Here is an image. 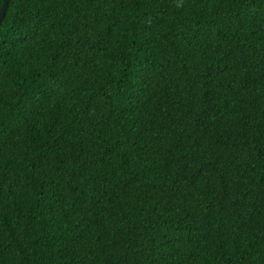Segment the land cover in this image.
<instances>
[{
  "label": "trees",
  "instance_id": "obj_1",
  "mask_svg": "<svg viewBox=\"0 0 264 264\" xmlns=\"http://www.w3.org/2000/svg\"><path fill=\"white\" fill-rule=\"evenodd\" d=\"M0 264H264V0H9Z\"/></svg>",
  "mask_w": 264,
  "mask_h": 264
},
{
  "label": "water",
  "instance_id": "obj_2",
  "mask_svg": "<svg viewBox=\"0 0 264 264\" xmlns=\"http://www.w3.org/2000/svg\"><path fill=\"white\" fill-rule=\"evenodd\" d=\"M8 6H9V0H3V6L0 12V28L3 22V19L6 16L7 10H8Z\"/></svg>",
  "mask_w": 264,
  "mask_h": 264
}]
</instances>
